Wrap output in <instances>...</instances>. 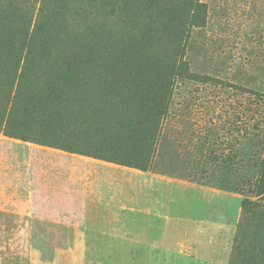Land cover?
<instances>
[{"label":"rangeland","instance_id":"1","mask_svg":"<svg viewBox=\"0 0 264 264\" xmlns=\"http://www.w3.org/2000/svg\"><path fill=\"white\" fill-rule=\"evenodd\" d=\"M199 1L149 172L0 132V264H264V0Z\"/></svg>","mask_w":264,"mask_h":264},{"label":"trees","instance_id":"2","mask_svg":"<svg viewBox=\"0 0 264 264\" xmlns=\"http://www.w3.org/2000/svg\"><path fill=\"white\" fill-rule=\"evenodd\" d=\"M204 14L199 0H0V132L149 172ZM254 192L257 210L264 162Z\"/></svg>","mask_w":264,"mask_h":264},{"label":"crops","instance_id":"3","mask_svg":"<svg viewBox=\"0 0 264 264\" xmlns=\"http://www.w3.org/2000/svg\"><path fill=\"white\" fill-rule=\"evenodd\" d=\"M4 138H5V137H4ZM5 139H6V138H5ZM1 142L3 143L4 141H1ZM36 146H37V145H36ZM7 170L9 171V170H11V169H7Z\"/></svg>","mask_w":264,"mask_h":264}]
</instances>
